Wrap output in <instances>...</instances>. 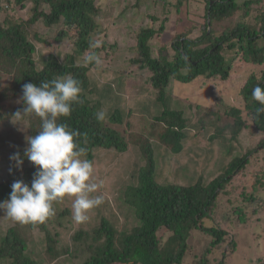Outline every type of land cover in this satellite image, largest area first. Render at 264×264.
Segmentation results:
<instances>
[{
    "label": "trees",
    "instance_id": "trees-1",
    "mask_svg": "<svg viewBox=\"0 0 264 264\" xmlns=\"http://www.w3.org/2000/svg\"><path fill=\"white\" fill-rule=\"evenodd\" d=\"M140 1L136 0L137 4ZM188 1L176 0L175 6L180 9ZM202 1L206 4L204 23L199 29L192 27L175 36L172 58L164 50L156 56L152 46L153 39L166 30V21L159 29L151 26L139 31L136 58L131 64L148 70L151 76L134 85L136 92L130 99L123 74L114 73L110 83L99 88L94 74L91 76L92 68L97 66L84 63L87 51L99 54L107 47L104 43L101 49L89 48L93 38L104 32L99 24L102 11L96 0H0L6 2L7 9L13 4L32 6L31 17L26 21H0V88L2 77L7 76L3 90L0 89V128L9 121L19 122L24 123L28 136L36 135L41 127L39 117H12L24 107L23 85L38 86L41 81L72 75L81 83L80 100L73 105L71 116L61 117L58 122L86 133L80 142L88 148L86 158L93 162L94 182H102L92 195L103 196V203L91 209L89 219L82 223L72 218L73 198L54 202V214L37 224L14 222L0 210V264H57L64 256L73 254L80 258L81 253L86 255L81 264H184L192 247L189 241L196 232L210 239L206 253L196 264H211L208 255L222 247L227 232L205 223L212 221V212L218 211L224 199L232 200L239 189L235 180L252 159L264 153V116L256 117L259 105L251 100L252 89L257 84L264 87V71L260 77L252 75L243 86L242 108L224 107L221 102L219 109L207 110L203 115L202 107L190 102L187 109L192 110V118L186 116L182 98L170 92L169 87L172 81L190 84L201 77L227 80L232 66L226 51H235V58L246 63L264 64V46L259 44L264 40V14L258 18L259 28L239 20L233 28L220 32L216 29L241 12L245 18L252 6L264 0H245L242 5L237 0ZM38 23L48 28L62 26L56 39L71 41L73 53L63 60L54 54H43L38 44L49 42L37 33L36 41L30 35ZM106 75L102 74L104 78ZM119 92H124L129 100ZM147 94L154 99L143 96ZM129 101L138 105L136 112L135 106L128 107ZM7 102L11 104L5 106ZM196 110L199 115L194 120ZM97 111L105 113L103 121L96 120ZM135 114L151 117L154 124L140 129L135 125ZM159 125L163 126L161 132L157 130ZM249 129L256 131L259 140L245 150L241 136ZM130 135H139L138 141L130 142ZM131 145L139 156L131 166L125 163L128 167H123L120 164L123 158L126 161ZM15 146L11 155L19 152L24 164L22 170L17 169L9 159L7 176L0 180V202L8 199L15 180L31 185L36 172L24 157L26 140ZM127 168L130 169L126 172ZM251 177V194H241L245 208L253 202L255 207L260 203H256V197L264 183V164ZM242 200L236 198L235 202L240 204ZM243 207L235 208L241 212ZM62 231L71 236L67 250L58 245ZM161 231L170 235L165 241L159 238ZM232 245L239 246L236 242ZM234 253H229L227 264H233Z\"/></svg>",
    "mask_w": 264,
    "mask_h": 264
},
{
    "label": "rangeland",
    "instance_id": "rangeland-1",
    "mask_svg": "<svg viewBox=\"0 0 264 264\" xmlns=\"http://www.w3.org/2000/svg\"><path fill=\"white\" fill-rule=\"evenodd\" d=\"M239 4H243L245 0H237ZM6 2H0V21L1 22H21L26 21L31 17V5L26 3V7L21 5H11L10 9H7ZM96 3L101 7V15L99 17V24L103 29V34L95 36L94 41L99 42V49L103 48V44L106 43L107 47H104L98 55H100L103 63L101 66L92 68L91 76L97 81L99 88H102L107 83H110L111 77L116 74L125 76L124 80L128 85L127 91L129 92V98L131 99L135 90L133 89L135 84L146 82L151 74L146 69H141L138 65L133 66L131 60L136 58L135 47L137 44V36L142 28L155 27L159 29L163 21L165 22V31L156 36L152 41L154 47V54L157 56L160 51L164 50L166 55L170 58L173 56L171 44L176 35L188 31L190 28L195 27L199 29L205 21V8L206 4L202 0H189L180 9L175 6L176 0H141L140 4H137L136 0H96ZM250 14L245 18L242 17L241 12L237 17L230 22L217 25V31H222L224 28H233L236 26L239 20L245 21L248 24L260 27L258 18L264 14V1L262 4L252 6ZM258 16V17H257ZM154 18V19H153ZM243 18V19H241ZM156 19V20H155ZM62 26H55L53 28L46 27L43 23L36 24L31 30V38L34 39L35 33L40 35L43 39L49 43L45 45L38 44V48L43 54H54L59 56L61 60L65 58L68 53H73L74 46L69 40L64 42L57 41L56 37ZM199 30H197L198 33ZM74 34V32H72ZM36 41V39H34ZM264 46V40L259 42ZM109 46H113L112 48ZM226 58H228L231 64V73L227 80H221L219 78L207 79L199 78L195 82L190 84H182L176 81H172L170 84V92L174 93L177 97L182 98L183 105L186 107V116L191 117L192 110L187 109L193 102L199 104L202 107L200 114L205 115L207 110L219 109V103L223 102L224 107L235 106L242 108L244 101L241 96V90L248 79L255 75L260 77L262 71H264V64H252L246 63L241 58H235V51L225 52ZM102 74H107L104 78ZM1 90H3L4 84L7 82V76H3L1 79ZM124 96V92H119ZM149 100L152 98L151 94L143 95ZM129 99H127L128 101ZM191 102V103H190ZM11 103H5V106ZM19 102H17V105ZM135 104H137L135 102ZM129 101L128 107H132ZM138 106V105H137ZM135 106V108H137ZM134 109L135 112L138 110ZM221 110V109H220ZM198 110H196V113ZM217 112V111H216ZM212 113V112H211ZM199 114L197 113L193 119L195 120ZM135 120V125L142 129L146 125L152 126L154 122L151 117L146 115H139ZM214 113H212V120H214ZM192 118V117H191ZM158 131H162V125L158 126ZM132 132V131H130ZM134 134H137L135 132ZM254 134V135H253ZM134 136V137H133ZM129 136V141L139 139V135ZM28 134L26 133V127L24 123L12 124L9 121L8 125L0 128V180L5 178L8 173V162L11 155V150L14 149L15 143L23 145ZM146 139V136H140V139ZM259 140V136L256 131L249 129L245 131L241 136V143L245 150L254 145ZM3 151V152H2ZM116 155V152H113ZM139 152H136L134 146H130L129 154L126 161L123 158V162L120 165L132 164L136 158H138ZM264 164V153L262 152L260 158L251 160L250 165L246 171L240 173L239 178L235 180L236 185H239V189L234 192V196L231 199H224V204L219 205L218 211H214L211 214L212 221H206L208 227L216 225L218 228L227 232V237L222 247L215 249L208 255L211 264H219L224 261L227 264L229 253L235 252L231 256L233 264H263L264 262V183H261L259 194L256 197V203L259 205L255 207V202L249 204L247 208L243 207L245 201L242 200L241 194L250 195L251 187L253 186L254 179L251 176L257 173L259 169H262ZM131 166V165H130ZM130 168L126 169V172ZM119 181V177L117 178ZM233 187H236L233 185ZM238 198L240 204L235 202ZM230 201V202H229ZM243 207L241 212H238V207ZM237 207V208H235ZM164 231L159 233V238L165 241L170 235L164 234ZM164 236V237H163ZM71 236L65 232H61L58 239L61 248L67 250L68 244H70ZM210 241L208 236H204L203 233H194L190 239L192 247L188 251L184 264H196L202 256L206 253L208 247L207 243ZM239 244L238 247H233L232 243ZM190 245V246H191ZM236 249V250H234ZM225 255V256H224ZM261 259L258 261L257 259ZM86 259V255L81 253L80 258L74 257L73 254L64 256L57 264H81Z\"/></svg>",
    "mask_w": 264,
    "mask_h": 264
},
{
    "label": "clouds",
    "instance_id": "clouds-1",
    "mask_svg": "<svg viewBox=\"0 0 264 264\" xmlns=\"http://www.w3.org/2000/svg\"><path fill=\"white\" fill-rule=\"evenodd\" d=\"M98 47V41L90 42V49ZM83 60L85 64L97 67L103 63L95 51H87ZM81 90L80 81L70 74L41 81L38 86L33 83L23 85L24 107L12 117L34 114L41 119V127L36 135L26 137L24 157L36 168L31 185L15 180L8 199L0 202V210L12 221L42 223L54 214V202L73 198L72 218L76 223H82L89 219L91 209L103 203V196L92 195L102 187V182H94L93 162L86 158L88 148L80 142L86 133L58 122L61 117L71 116L73 105L79 103ZM251 100L259 105L255 109L259 119L264 116V87L257 84L252 89ZM94 115L98 121L105 118L103 111ZM9 159L15 168L22 170L24 159L19 152Z\"/></svg>",
    "mask_w": 264,
    "mask_h": 264
}]
</instances>
